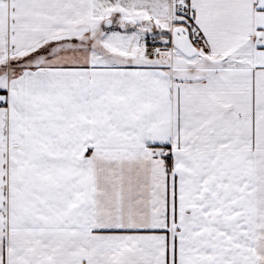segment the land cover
<instances>
[{
    "label": "snow or ice",
    "instance_id": "6c2138e0",
    "mask_svg": "<svg viewBox=\"0 0 264 264\" xmlns=\"http://www.w3.org/2000/svg\"><path fill=\"white\" fill-rule=\"evenodd\" d=\"M0 264H264V0H0Z\"/></svg>",
    "mask_w": 264,
    "mask_h": 264
}]
</instances>
